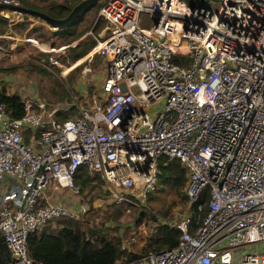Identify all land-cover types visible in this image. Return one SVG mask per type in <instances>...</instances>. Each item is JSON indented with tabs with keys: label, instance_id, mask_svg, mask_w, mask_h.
<instances>
[{
	"label": "built area",
	"instance_id": "built-area-1",
	"mask_svg": "<svg viewBox=\"0 0 264 264\" xmlns=\"http://www.w3.org/2000/svg\"><path fill=\"white\" fill-rule=\"evenodd\" d=\"M97 7L105 34L92 52L106 68L91 105L60 119L70 103L21 94L18 118L0 104V237L10 264H43L28 255V236L88 208L42 199L46 188L79 198L72 177L83 166L114 201L141 206L157 189L160 158L185 169L187 207L151 229L162 223L180 235L133 264H264V0ZM14 179L22 186L6 185Z\"/></svg>",
	"mask_w": 264,
	"mask_h": 264
},
{
	"label": "rangeland",
	"instance_id": "rangeland-1",
	"mask_svg": "<svg viewBox=\"0 0 264 264\" xmlns=\"http://www.w3.org/2000/svg\"><path fill=\"white\" fill-rule=\"evenodd\" d=\"M96 10L95 5L82 14L81 21L74 27L80 37L66 44L52 33L55 29L48 27L40 19L24 13L0 11V15L8 13L9 21V25L4 26V32L0 34V86L2 85L8 94L15 93L19 96L29 94L46 105L68 102L73 105L75 110L72 113L68 111L67 115L75 114L77 107L90 106L91 102L96 99L99 83L105 75L106 62L99 53L92 52V47L83 56L73 61H70L66 55L68 48L79 39L88 36L94 40L95 44V38L105 34L103 31L105 22L97 17ZM99 21L101 26L99 29H95ZM19 22L26 23V27L19 29L15 25ZM140 26H144V23L141 22ZM40 54H47V57ZM45 58H47V62ZM37 67L44 71H40ZM85 68H89L91 72L85 74ZM8 184L22 186L17 179L8 180L6 185ZM97 185L90 190H83V194L81 193L78 198V201L85 202L88 207L90 205L89 213L78 221L79 228H91L102 222V226L106 228L109 235L119 232L126 242L136 231L138 232L137 236L140 235L139 238L151 231L152 223L150 221L143 220L138 227L133 225L139 212H147L154 219L159 217L171 220L181 217L187 207V199L182 195L183 201L174 200L168 215L162 217L155 211L157 208L165 210L171 198L166 197L167 203H164L161 195L156 191L157 189L147 197L141 206H131L114 201L111 195L108 196L103 184L99 187ZM60 193L61 191L56 192L55 195L59 196ZM88 198H91L90 202H88ZM68 199L73 200L69 194ZM57 219L50 220L49 224L44 227L45 230L50 231L55 228ZM133 231L135 232L132 233Z\"/></svg>",
	"mask_w": 264,
	"mask_h": 264
},
{
	"label": "trees",
	"instance_id": "trees-1",
	"mask_svg": "<svg viewBox=\"0 0 264 264\" xmlns=\"http://www.w3.org/2000/svg\"><path fill=\"white\" fill-rule=\"evenodd\" d=\"M19 1L22 6L40 11L53 18H62L80 0H35V3H29L25 0ZM183 1L186 4L190 3V0ZM81 18L82 14L77 16L68 26L55 29L52 33L63 41L64 44L77 40L80 34L75 32L74 27L81 21ZM99 18L102 19L101 17ZM8 25V18L0 15V34L4 32L3 27ZM15 25L19 29L26 27V23L24 22L15 23ZM100 26L99 21L95 29H99ZM93 45L94 40L88 36L83 37L68 48L66 57L70 61L76 60L88 52ZM40 55L47 57V54ZM45 60L47 62V58ZM186 60L183 57L172 56V61L178 64H185L187 63ZM37 69L44 71L39 67ZM0 104L3 105L4 111L11 118H18L23 114V104L20 96L15 93L8 94L2 85L0 86ZM74 110L75 108L70 104L69 113H72ZM58 115L60 119L67 117V114L59 113ZM44 127L43 125L37 127L34 134L38 135L44 130ZM28 134V130L23 133V141L27 142ZM158 171L156 191L159 192L164 203H167L166 197H170L171 200L165 210L157 208L155 212L162 217H166L171 205L174 204V200L178 202L183 201L181 197L186 181L185 169L178 160L165 161L163 158H160L158 160ZM72 179L79 186L80 194L83 190L94 188L96 184H98V187L103 184L97 174H88L83 166L77 168ZM203 196L200 197L199 201L203 200ZM150 199L152 198L150 197ZM90 200L91 198H88V202ZM89 209L90 205L83 216L89 213ZM57 218L55 220V228L46 231L44 227L49 224L46 223L43 227L44 229L42 228L40 232L29 235L26 239V251L32 260L43 264H133L150 251L175 246L180 235L177 229L159 223L148 234L141 236V238H139L140 235L137 236L138 232L136 231L135 234L129 237V241L126 242L119 232L109 235L106 228L102 226V222L91 228L80 229L78 225V221L80 220H74L66 216ZM143 220L152 223L154 219L152 220V217L147 212L141 211L138 213V217L135 219L133 225H137L138 227ZM0 264H10L8 251L2 241H0Z\"/></svg>",
	"mask_w": 264,
	"mask_h": 264
},
{
	"label": "water",
	"instance_id": "water-1",
	"mask_svg": "<svg viewBox=\"0 0 264 264\" xmlns=\"http://www.w3.org/2000/svg\"><path fill=\"white\" fill-rule=\"evenodd\" d=\"M96 3L97 0H80L62 18H53L46 15L45 13H42L40 11L22 5H11V4L5 5L0 3V11L4 10V11H12V12L28 14L30 16L40 19L50 28L61 29L71 24L77 16L83 14L85 11L94 7ZM153 219L154 218L152 217V220ZM0 241H2V237H0Z\"/></svg>",
	"mask_w": 264,
	"mask_h": 264
},
{
	"label": "crops",
	"instance_id": "crops-1",
	"mask_svg": "<svg viewBox=\"0 0 264 264\" xmlns=\"http://www.w3.org/2000/svg\"><path fill=\"white\" fill-rule=\"evenodd\" d=\"M56 192H59V191H54L51 188H46L43 192L42 199L50 200L53 198L55 202L62 204V205H67L71 202H81V201H78V198H72L73 199L72 201L69 200L68 194L70 192L68 190H61V193L59 196L55 195Z\"/></svg>",
	"mask_w": 264,
	"mask_h": 264
},
{
	"label": "bare ground",
	"instance_id": "bare-ground-1",
	"mask_svg": "<svg viewBox=\"0 0 264 264\" xmlns=\"http://www.w3.org/2000/svg\"><path fill=\"white\" fill-rule=\"evenodd\" d=\"M84 72H85V74H86V73H90L91 70H90L89 68H85V69H84Z\"/></svg>",
	"mask_w": 264,
	"mask_h": 264
}]
</instances>
